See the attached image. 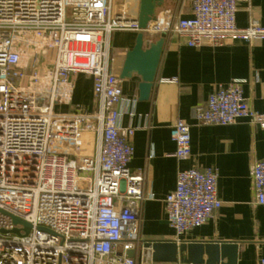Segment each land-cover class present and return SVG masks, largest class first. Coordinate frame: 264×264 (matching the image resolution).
I'll list each match as a JSON object with an SVG mask.
<instances>
[{
	"label": "built area",
	"instance_id": "2783aa9c",
	"mask_svg": "<svg viewBox=\"0 0 264 264\" xmlns=\"http://www.w3.org/2000/svg\"><path fill=\"white\" fill-rule=\"evenodd\" d=\"M242 1L192 0L189 17L164 11L141 30L115 0H0V264H138L128 253L143 246L142 206L152 196L145 174L129 168L136 128L121 125L119 107L130 101L112 64V35L164 34L189 48L264 41L259 24L237 26ZM77 74L94 79L92 113L60 111L72 102ZM194 119L200 126L247 120L264 128V114L251 108L238 81L216 87ZM170 135L174 156L190 158V125L177 120ZM251 178L254 203L264 206V159ZM222 205L214 170H180L165 198L176 242Z\"/></svg>",
	"mask_w": 264,
	"mask_h": 264
},
{
	"label": "crops",
	"instance_id": "0c3cea01",
	"mask_svg": "<svg viewBox=\"0 0 264 264\" xmlns=\"http://www.w3.org/2000/svg\"><path fill=\"white\" fill-rule=\"evenodd\" d=\"M123 4H126L129 16L137 19L140 0H115L116 10ZM191 5L192 0H166L157 14L182 10L183 16L189 17ZM252 22L264 28V0L239 3L237 26L247 28ZM137 35L134 32L112 35V64L114 59L113 67L119 75L126 54L135 46ZM70 80L72 102L60 107V111L94 112L97 109L94 79L77 74ZM233 81L241 82L251 108L264 114V41L189 48L178 38L167 39L157 81L148 101L140 100L138 77L122 81L124 100L130 103L119 107L121 125L136 128L132 138L135 154L129 168L133 174H145V193L152 196L142 206L141 245L176 242L175 232L167 220L165 198L175 190L180 170L211 169L218 175V195L223 205L204 226L184 235L181 243H238L237 264H260L264 259V206L254 203L251 178L254 163L264 159V128L247 120L226 127L200 126L194 119L195 110L206 104L216 87ZM132 100H136V104L132 105ZM177 120H183L191 127L192 154L182 161L174 156L176 145L170 135ZM117 254H123L121 247ZM133 258L138 264H170L153 262L151 251L143 250L141 246Z\"/></svg>",
	"mask_w": 264,
	"mask_h": 264
},
{
	"label": "water",
	"instance_id": "95a60500",
	"mask_svg": "<svg viewBox=\"0 0 264 264\" xmlns=\"http://www.w3.org/2000/svg\"><path fill=\"white\" fill-rule=\"evenodd\" d=\"M165 1L140 0L137 21L141 30H145L148 24L156 19L157 10L164 6ZM166 41L164 34L158 40H153L139 33L133 50L126 54L119 76L122 81L134 76L140 79L141 101H148L151 97ZM14 221L15 224H24L26 232H29L28 224L19 219ZM14 232L18 233V230ZM238 248V243L231 242H192L178 245L175 241H165L146 242L142 246L143 250L151 251L152 261L155 263H176L180 260L186 264H237ZM134 255L135 251L128 253L129 257Z\"/></svg>",
	"mask_w": 264,
	"mask_h": 264
},
{
	"label": "rangeland",
	"instance_id": "374dc122",
	"mask_svg": "<svg viewBox=\"0 0 264 264\" xmlns=\"http://www.w3.org/2000/svg\"><path fill=\"white\" fill-rule=\"evenodd\" d=\"M113 65L115 66L114 59H113Z\"/></svg>",
	"mask_w": 264,
	"mask_h": 264
}]
</instances>
